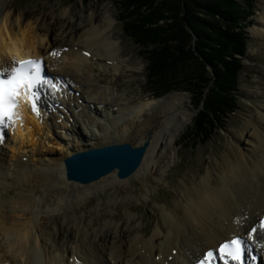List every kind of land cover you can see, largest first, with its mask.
Segmentation results:
<instances>
[{
    "label": "bare ground",
    "instance_id": "obj_1",
    "mask_svg": "<svg viewBox=\"0 0 264 264\" xmlns=\"http://www.w3.org/2000/svg\"><path fill=\"white\" fill-rule=\"evenodd\" d=\"M7 7V0H0V70L14 60L44 58L49 72L67 85L55 78L59 91L50 89L45 97L42 119L22 101L23 119L12 123L11 135L0 143V264H191L205 250L233 234H248L259 222L264 212V93L254 95L257 111L226 140L219 180L209 170L196 185L185 186L151 237L146 238L131 214L122 225L108 222L112 231H105V223L91 230L77 215L70 220L74 206L68 189H78L77 204L100 192L109 201L118 195L122 199L130 189L129 179L119 178L116 171L78 187L67 178L65 158L114 141L139 137L143 143L148 134H139L152 129L136 175L147 169L162 174L153 154L176 143L192 119L175 121L178 94L132 103L125 93L117 97L109 87L92 88L96 67L138 69L121 57L111 15L104 13L98 26L95 11H88L87 28L84 21L74 26L77 19L70 9L61 8L50 21L35 11L14 18V9ZM260 18L261 28L253 32L264 40V15ZM70 225L78 229L72 239L66 237ZM253 244L264 256V230L256 232Z\"/></svg>",
    "mask_w": 264,
    "mask_h": 264
},
{
    "label": "rangeland",
    "instance_id": "obj_2",
    "mask_svg": "<svg viewBox=\"0 0 264 264\" xmlns=\"http://www.w3.org/2000/svg\"><path fill=\"white\" fill-rule=\"evenodd\" d=\"M7 3L9 7L5 9L10 10V12L14 9V18L26 11H35L36 16L40 13L46 14L47 19L51 21L61 8L70 9L71 14L77 19L74 23L76 27L79 22L84 21L83 25L85 24L89 28L84 17L90 10L95 11L97 17L94 21L98 26L102 23L100 19L104 13L111 15L115 18L111 32L119 41L117 47H120L122 51L121 57L125 58L129 64L137 66L138 69L131 70L123 66L121 70L116 72L114 69L105 70L96 67L95 78L97 81L93 83L92 88H97L98 91L99 87H109L117 97H124L123 93L127 94L132 103H137L143 99L162 98L178 94L181 97V102L177 101V106L173 109V111L178 112L175 121L182 116L192 119L181 135L177 137L176 143L170 144L162 153L157 151L153 154V159L158 162L162 174H151L147 169L142 170L137 175L135 172L130 177L124 178L129 179L127 186L130 192L128 196L121 199L118 195L117 197L120 199L109 201L100 192L99 195L92 194L91 198H86L83 203L77 204L74 199L78 189H68L69 198L73 200L72 206H74L69 209L68 217L70 220H72L73 215H77L82 218L81 222L84 219L87 221L86 225L91 230L93 227L105 223V231H112L108 222L122 225L131 214L134 216L136 224L141 226L142 232H145L146 238H149L153 235L159 222L162 221L163 214L170 211L176 205V201L181 198V190L185 189V186L196 185L207 175L209 170L219 180L218 165L225 150L226 140L231 132L239 131L257 111L256 103L259 100L255 99L254 95L264 93V40L255 36L253 32L254 28H261L260 17L264 15V0H257L254 7L255 13L241 20L247 24L248 43L245 54L240 56L244 67L239 73V84L236 91L237 107L228 118L219 124L218 130L205 143L197 141L191 132L202 105L198 106L190 91L186 89H175L161 95L157 93L148 79L146 69L148 61L143 53L144 47L130 38L124 29L121 17L125 11L119 4V0H7ZM207 70L212 75V66L208 65ZM95 106L98 105L95 104ZM137 128L136 125L133 126V129ZM150 133H152V129L144 130L139 136H146ZM139 141V137H137L124 142L139 145L141 143ZM6 154L10 155V151L7 150ZM90 184L78 182V187ZM54 198L53 196L50 199L53 200ZM77 230L76 226L70 225L66 229V237L69 239L76 237ZM184 234L188 235V233Z\"/></svg>",
    "mask_w": 264,
    "mask_h": 264
},
{
    "label": "trees",
    "instance_id": "obj_3",
    "mask_svg": "<svg viewBox=\"0 0 264 264\" xmlns=\"http://www.w3.org/2000/svg\"><path fill=\"white\" fill-rule=\"evenodd\" d=\"M256 1L119 0L124 29L144 47L157 93L186 89L202 105L191 128L199 142L210 140L237 107L240 56L248 43L241 20L255 13Z\"/></svg>",
    "mask_w": 264,
    "mask_h": 264
},
{
    "label": "snow or ice",
    "instance_id": "obj_4",
    "mask_svg": "<svg viewBox=\"0 0 264 264\" xmlns=\"http://www.w3.org/2000/svg\"><path fill=\"white\" fill-rule=\"evenodd\" d=\"M51 54L57 55L55 51ZM42 85H48L53 91H59L52 80L42 75L40 59L14 60L9 67L0 70V125L5 121L14 122L23 119L20 112L22 101L29 103L31 111L39 116L38 88ZM259 230H264V218L260 220ZM257 231L256 227L251 228L248 239H254V233ZM244 244L245 241L239 235L233 234L220 242L215 249L203 253L197 264H212L217 259L222 260L224 264H243Z\"/></svg>",
    "mask_w": 264,
    "mask_h": 264
},
{
    "label": "water",
    "instance_id": "obj_5",
    "mask_svg": "<svg viewBox=\"0 0 264 264\" xmlns=\"http://www.w3.org/2000/svg\"><path fill=\"white\" fill-rule=\"evenodd\" d=\"M150 143L151 135L148 134L140 145L117 142L75 152L64 160L67 178L88 184L113 171L121 179L130 177L142 164Z\"/></svg>",
    "mask_w": 264,
    "mask_h": 264
}]
</instances>
